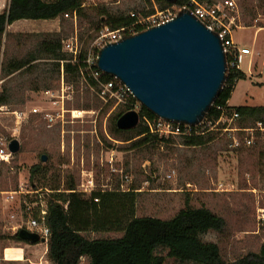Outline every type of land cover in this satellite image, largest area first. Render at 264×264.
I'll return each mask as SVG.
<instances>
[{"label": "rangeland", "instance_id": "374dc122", "mask_svg": "<svg viewBox=\"0 0 264 264\" xmlns=\"http://www.w3.org/2000/svg\"><path fill=\"white\" fill-rule=\"evenodd\" d=\"M93 2L113 8L140 5V0ZM263 2L239 0L238 8L227 9L228 15L239 24L233 32L234 40L251 49L242 63L247 77L238 82L230 98L234 105H264V86L258 84L264 82ZM9 3L10 0H0V12ZM154 7L155 13L179 10L176 6L160 9L154 4ZM252 10H256L255 15ZM59 30L71 36L76 27L71 18L67 25L60 19L17 21L8 26L10 34L2 39V51L6 57L24 55L39 37ZM38 63L41 66L37 69L15 72L6 78L0 70V92L7 85L11 93L7 105L28 112L27 120L18 123L0 108V140L16 138L22 147L0 177V264H53L48 258L47 241L31 243L14 236L28 225L32 201L47 200L50 192L48 186L36 189L30 180V168L40 161L44 151L48 154L46 162L61 175L62 188L67 174L75 177L78 189L87 195L97 188L128 190L135 184L140 187L138 214L161 218L174 216L189 197L192 205H205L225 217L227 228L221 233L210 232L205 239L218 242L226 259L260 249L264 242L262 135H257L254 144L248 146L244 144L248 133L220 130L207 145L188 146L182 143L181 135L175 134L169 143L131 149L130 143L116 140L110 133L108 118L117 105L111 101L114 105L107 109L105 105L110 101L100 96V86L97 92L94 88L87 91L89 84L82 78L79 84H65L63 88L61 80L55 79L54 96L46 94L38 75L47 62ZM97 96L102 100L100 106ZM53 98H57L56 103ZM87 103L92 106L87 108ZM140 104L137 101V110ZM35 108L38 113L33 111ZM77 109L86 111L77 116L74 112ZM45 111L54 113V121L44 116ZM233 125H237V120L229 126ZM233 136L238 138L239 147L231 144L235 142ZM80 264H89L88 258H83ZM167 264L179 263L167 258Z\"/></svg>", "mask_w": 264, "mask_h": 264}, {"label": "trees", "instance_id": "16d2710c", "mask_svg": "<svg viewBox=\"0 0 264 264\" xmlns=\"http://www.w3.org/2000/svg\"><path fill=\"white\" fill-rule=\"evenodd\" d=\"M198 1L213 4L217 0ZM154 4L160 9L174 6L182 8L190 6L191 0H140V5L134 4L129 8H113L105 3H88L87 0H10L9 5L0 12L2 76L6 78L15 72H30L41 66L39 61H43L47 62V67L38 77L46 91L55 87L52 86L55 79L61 80L62 69L66 84L77 85L82 80L79 64L72 62L71 54L63 48V40L69 37L68 32L66 34L59 30L46 33L26 54L6 57L5 51H2V39L10 34L8 26L17 21L60 19L67 25L66 14L72 15L76 11L78 33L83 44L88 47L103 29H119L136 22L141 15L154 13ZM255 11L252 10L254 15ZM131 12L136 15L132 16ZM137 27L139 31L144 30L140 24ZM102 75L104 81L114 78L109 73L103 72ZM246 77L247 73L243 69L229 71L217 98L205 115L207 120L215 122L222 115L230 117L238 112L240 117L237 118V125L253 127L258 122L264 125V105L229 103L238 82ZM86 82L89 84L87 91L94 88L97 92L99 82L94 77ZM258 84L264 86V82ZM10 98V89L5 85L0 92V106L7 105ZM96 98L99 101L97 106H100L102 100L98 96ZM137 101L132 95L129 101L118 104L111 112L108 123L112 137L130 143L131 149L171 142L172 135L160 137L158 132L151 130L148 119L154 120L159 116L143 104L138 109L141 118L139 125L131 129L118 127L119 117L128 110L136 109ZM113 105L110 102L105 106L108 109ZM91 106L86 104L87 108ZM200 128L193 126L192 133L179 134L182 143L188 146L207 145L220 132L208 130L207 127L206 132L198 133ZM257 135L264 137V131H258ZM45 152L41 153L40 161L31 166L30 180L36 189L48 186L50 190L46 200V222L50 228L47 254L53 264H80L85 257L89 264H167V258H173L179 264H264V242L258 251H248L229 260L223 256L218 242L205 239L206 234L221 233L227 228L225 217L209 207L194 206L187 197L185 205L170 218L139 215L140 187L134 184L128 190L120 187L97 188L87 195L78 189L75 177L67 174L62 188L60 173L42 159ZM40 211L39 204L35 216ZM14 236L23 240L18 232Z\"/></svg>", "mask_w": 264, "mask_h": 264}, {"label": "water", "instance_id": "95a60500", "mask_svg": "<svg viewBox=\"0 0 264 264\" xmlns=\"http://www.w3.org/2000/svg\"><path fill=\"white\" fill-rule=\"evenodd\" d=\"M175 2L176 0H169ZM99 67L118 77L134 97L157 116L198 125L217 98L227 78V58L219 35L189 11L133 35L107 44L99 54ZM137 109L117 120L122 129L139 125ZM13 153L20 140L10 142ZM48 156H42L47 161ZM23 240L46 242L37 232L22 228Z\"/></svg>", "mask_w": 264, "mask_h": 264}, {"label": "built area", "instance_id": "2783aa9c", "mask_svg": "<svg viewBox=\"0 0 264 264\" xmlns=\"http://www.w3.org/2000/svg\"><path fill=\"white\" fill-rule=\"evenodd\" d=\"M91 1L93 0H87L88 3H91ZM238 1L239 0H217L215 3L209 4L200 2L198 0H191L190 6L179 8L176 13H173L169 10H157L156 13L154 12L147 16L141 15L136 22L130 25L123 26L119 29H103L93 41V43L87 48L83 47V42L81 41L78 33V15L75 11L72 15L66 14V17L72 19L76 30L74 31L73 35L63 40V48L65 51H68L71 54V61L79 64L83 79L88 81L90 77H94L99 82V92L100 96L103 99L107 100V102L114 101L116 105L120 103H126L133 95L129 87L118 77L114 76L113 79H110L108 81H104L102 78L103 71L100 69L98 63L101 49H103L107 44L117 41L124 36H129L140 32L141 30L139 31V28L137 27L138 24H140L144 29H147L154 25L164 23L174 18L180 11L186 10L197 18L201 19L221 38L227 58L228 74L229 71L233 69H242V63L246 59V56L251 54V49H249L248 47H241L235 42L233 32L237 27H239V24L235 20V17H230L227 13V9H235V7L238 8ZM131 15L135 16L136 14L135 12H131ZM235 71L236 70H234V72ZM65 84L64 71L62 69L61 86L65 88ZM45 93L54 96V90H47ZM52 100H54L55 103L57 102V98H53ZM0 108L7 110V112L11 114L14 117L15 121L18 123H23L28 118V112L26 110L10 109L9 105H1ZM33 111L35 113H38V108H35ZM85 111L86 110L83 109H77L74 112L75 114H77V116H83ZM44 116L50 121H54L55 119L54 113L50 111H45ZM239 117L240 115L238 112L233 113V115L230 117L222 115L215 122L210 119L207 120V118L204 117V119L198 125H191L178 121H170L158 117L154 120L148 119V123L151 127V130L158 132L160 134V137H166L175 134L179 135L184 133H192L193 126L201 127L198 133L206 132L207 127H209L208 130L215 131L230 130L231 132H244L248 133V135L244 136V144L251 146L252 144H254L257 132L264 131V125L258 122L253 127H241L239 125H233V127H230V123L233 120H237V118ZM183 124L185 126H183ZM220 125H224L226 127L223 128V126L220 127ZM233 138L235 142L231 144H234L235 147H239L240 143L238 138L236 136H233ZM10 142L11 140L7 139L0 140V177L1 175H3L5 169H8V167L11 165L12 160L15 156V153H13L10 148ZM26 183L30 184L29 181H26ZM32 203L33 207H29L30 217L28 225L23 228H26L32 232H37L42 237H46L48 239L50 228L48 227L46 222V215L48 211L47 201L44 199H40V201H32ZM39 204L41 206V211L37 216H35V211H33V208H35V206H38Z\"/></svg>", "mask_w": 264, "mask_h": 264}, {"label": "crops", "instance_id": "0c3cea01", "mask_svg": "<svg viewBox=\"0 0 264 264\" xmlns=\"http://www.w3.org/2000/svg\"><path fill=\"white\" fill-rule=\"evenodd\" d=\"M236 42V41H235ZM237 43V42H236ZM237 45H240L239 43H237ZM243 47H247V46H243ZM250 66V65H249ZM244 70V69H243ZM250 72V71H249ZM229 103L231 104L230 100H229ZM234 105V104H232Z\"/></svg>", "mask_w": 264, "mask_h": 264}]
</instances>
